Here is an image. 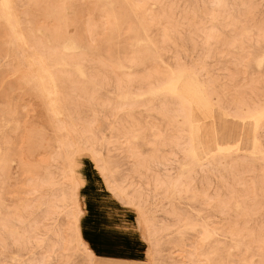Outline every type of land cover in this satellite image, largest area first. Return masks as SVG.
I'll return each instance as SVG.
<instances>
[{"label":"rangeland","instance_id":"1","mask_svg":"<svg viewBox=\"0 0 264 264\" xmlns=\"http://www.w3.org/2000/svg\"><path fill=\"white\" fill-rule=\"evenodd\" d=\"M5 2L0 264H264V0Z\"/></svg>","mask_w":264,"mask_h":264},{"label":"bare ground","instance_id":"2","mask_svg":"<svg viewBox=\"0 0 264 264\" xmlns=\"http://www.w3.org/2000/svg\"><path fill=\"white\" fill-rule=\"evenodd\" d=\"M4 6H5V8H7V6H8V0H6V2L4 3ZM44 61L45 60H41V62H44ZM40 69L45 70V69H47V67L40 66ZM172 72H173L172 73V76L161 86V88H158V89L165 90V91L168 90V91L173 92V93H178L179 92L178 90H179L180 84H182V82L187 79L186 78V70L185 69H179L177 71H172ZM193 77H195V76H193ZM51 80H53V79H51ZM201 86L204 87L203 84ZM217 109H218V107H217ZM222 111L223 110H221V112ZM223 114H225V113H223ZM227 116H228V114H227ZM263 117H264V106L262 108H256V109L252 110L249 114L245 115L242 118L243 119L242 121H244V122L249 121V120L254 121L253 129H252L253 130V132H252L253 134H252L251 137H247L245 131L244 130H241L239 132L240 135L238 134L239 137L236 140L229 141V142H226V143H221V142H218L217 141L216 149L215 150H212V151L211 150L210 151L203 150V156H208V155H210V153H214L215 151H230L232 149L240 150V149H243L244 148V145L245 144L248 145V147L250 148L251 154H256L258 152L263 151L260 148L261 147L260 141H259V139L257 137V134H256ZM236 119H237V117H236ZM214 123L217 124V119L216 118H215ZM193 126L195 127V125H193ZM194 133H195V130H194ZM191 134H192V132H191ZM193 136H194V134H193ZM196 139H197V136H196ZM196 139H195V141H196ZM198 145H199V143H198ZM193 153H194V157L199 156L198 152H196L195 150H193ZM199 159H201V158H199Z\"/></svg>","mask_w":264,"mask_h":264}]
</instances>
